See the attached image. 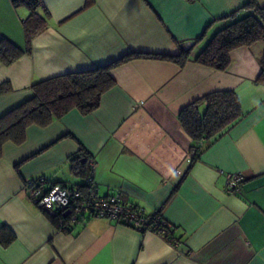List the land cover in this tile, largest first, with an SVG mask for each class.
I'll list each match as a JSON object with an SVG mask.
<instances>
[{
	"label": "crops",
	"instance_id": "0c3cea01",
	"mask_svg": "<svg viewBox=\"0 0 264 264\" xmlns=\"http://www.w3.org/2000/svg\"><path fill=\"white\" fill-rule=\"evenodd\" d=\"M248 1L42 0L48 23L26 51L27 8L0 0V38L23 50L11 64L0 61V116L29 98L38 80L129 52L175 55L193 41L183 65L154 57L118 64L96 109H71L48 125H30L21 144H3L0 264H264V84L256 82L264 41L233 49L224 70L194 61L232 20L226 16ZM253 1L264 10V0ZM225 89L238 96L242 116L207 140L191 163L192 139L178 114ZM81 146L99 193L119 190L147 213H160L174 243L103 217L62 230L34 204L24 181L44 175L66 182L69 157ZM228 173L244 175L232 192L225 190Z\"/></svg>",
	"mask_w": 264,
	"mask_h": 264
},
{
	"label": "trees",
	"instance_id": "16d2710c",
	"mask_svg": "<svg viewBox=\"0 0 264 264\" xmlns=\"http://www.w3.org/2000/svg\"><path fill=\"white\" fill-rule=\"evenodd\" d=\"M11 1L14 5L24 6L28 10L23 21L27 51L33 35L48 23L49 14L42 0ZM241 10H247V12L237 16ZM226 17L232 20L218 29L197 53L194 61L198 64L224 70L230 64V52L233 49L264 41V10L253 0H249L240 9ZM190 49L181 48L180 53L175 55L129 52L106 64L66 72L34 82L31 85L32 95L0 116V157L3 144L8 141L16 145L21 144L25 140L26 130L30 125H48L52 120L61 117L71 109H77L82 114H88L96 109L100 105L102 94L115 82L111 70L118 64L139 57H154L183 65L190 59ZM22 53L23 50L11 41L0 38V61L3 64H11ZM259 64L260 71L256 82L264 84V53L259 59ZM2 90L3 87L0 86V92ZM241 116L242 110L238 96L230 89L211 91L183 107L178 114V119L192 139L191 149L196 148L197 150L192 156L191 163L207 140ZM69 162L71 173L80 177L81 182H55L48 180L44 175L31 179L36 183L38 179L43 178L45 191L55 184L85 189L83 180L92 171L88 151L81 146L76 154L69 157ZM47 216L57 221L48 214ZM167 238L174 239L172 227H170V234Z\"/></svg>",
	"mask_w": 264,
	"mask_h": 264
},
{
	"label": "built area",
	"instance_id": "2783aa9c",
	"mask_svg": "<svg viewBox=\"0 0 264 264\" xmlns=\"http://www.w3.org/2000/svg\"><path fill=\"white\" fill-rule=\"evenodd\" d=\"M193 41L181 44L183 49L192 46ZM196 148L189 151V156L196 154ZM92 171L85 177L83 183L86 188L53 185L45 191L44 179L40 178L36 183L31 178L25 181V190L30 199L44 213L58 221L60 229H72L76 226H84L92 217L115 219L117 222L135 230L153 231L164 235L170 234L171 225L160 213H147L143 207L135 205L123 198L119 190L107 195H101L93 178ZM244 179L241 173H228L225 179V190H236ZM171 243L174 239L167 238Z\"/></svg>",
	"mask_w": 264,
	"mask_h": 264
},
{
	"label": "rangeland",
	"instance_id": "374dc122",
	"mask_svg": "<svg viewBox=\"0 0 264 264\" xmlns=\"http://www.w3.org/2000/svg\"><path fill=\"white\" fill-rule=\"evenodd\" d=\"M81 178L78 177V176H75L72 174V177L66 179V180H62V181H66L67 183H78V181L80 180ZM77 181V182H76Z\"/></svg>",
	"mask_w": 264,
	"mask_h": 264
}]
</instances>
